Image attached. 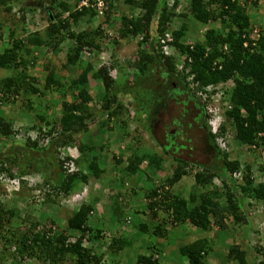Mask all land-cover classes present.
Returning <instances> with one entry per match:
<instances>
[{
    "label": "trees",
    "instance_id": "trees-1",
    "mask_svg": "<svg viewBox=\"0 0 264 264\" xmlns=\"http://www.w3.org/2000/svg\"><path fill=\"white\" fill-rule=\"evenodd\" d=\"M78 1L0 0L2 12L9 14L14 5H18L21 21L29 15L28 24L44 25L25 34L24 28V32H17V20L8 24L6 20H0V31L3 29L6 34V45L0 51V72L8 73L0 78V107L18 101L17 113L29 121L27 127L12 129L11 118L0 113V182L7 183L3 196L18 192L20 187L29 191L31 184L28 183L34 173L44 174V185L49 184L55 196L61 197L76 193L85 185L87 177L100 179L103 171L97 165V158L103 157L101 152L105 145L100 142L93 146L87 127L94 123V130L99 132L102 129L106 133L115 132L117 127L121 138L128 140L123 155L115 157L111 154L114 164L121 163L120 171L124 176L130 178L139 174L142 162L151 168L154 176L166 168V172L151 184L152 188L142 195L145 209L155 223L149 230L140 224L136 228L138 233L148 232L165 241L166 228L176 223L187 222L205 232L213 227L224 230L229 223L245 226L251 218V210H245L251 203L249 200H264V180L256 182L249 161L243 160L242 164L236 159L230 161L227 154L217 148L208 125L214 115L207 111L206 102L197 92L204 95L207 102L215 93H220L221 124L217 128L220 135L230 131L232 143L244 145L251 152L264 149V26L251 27L253 17L249 16V11L258 6V0H184L185 8L181 12L176 11L179 0H170L169 8V0H104L101 13L92 7H79ZM119 6L126 8V12L119 17L117 39L108 38L103 29L112 26L114 11ZM44 11L45 23L39 20L40 12ZM99 16L103 20L95 23ZM175 18L180 25L172 29L170 23ZM189 20L205 28L198 39L185 42ZM254 30L255 35H251ZM165 35L171 40L166 42L167 50L162 52L159 40ZM103 39L107 40L104 46L101 45ZM121 40L136 45L132 59L123 60L126 67L113 60V54L109 57L110 62L98 59L102 48L105 50L112 44L114 50ZM108 41L111 42L109 46ZM60 45L65 47L63 66L67 69L78 67L79 74L58 78L48 71L39 88L36 79L27 74V68L35 60V57L28 60V56L33 48L54 52ZM83 56L85 59H81ZM90 80L98 94V105L95 102L91 108L88 106L92 101L88 93ZM145 90L149 95L146 101L142 99ZM46 93L58 97L56 118L53 113H45V107H42V97ZM168 99L177 107L176 114L170 117H176L178 110L183 114L192 110L193 125L186 124L190 130L188 135L176 130L173 134L165 133L164 138L157 137L160 134L156 130L158 125H163V117L170 115ZM181 101L184 102L180 104ZM49 104L54 105L53 102ZM96 106L98 110H95ZM94 117L99 121L93 122ZM109 121H114L116 126H108ZM133 121L135 126L130 130L127 125ZM196 124L204 132L201 141L206 140L212 160L194 165L200 170L192 175L194 193L186 194L181 179L188 175L187 166L198 155L195 153L198 147L190 139ZM139 128L158 146L160 154L168 155L170 162L166 161V166L160 154L153 157L145 152L141 156L136 153L139 145L144 143ZM18 133H22V138L15 141ZM44 139L46 145L42 146ZM69 147L77 148L75 159L66 158L64 151ZM183 149L190 150L179 155L178 151ZM58 155L63 158L57 159ZM69 161L74 165L72 168ZM80 162H84V167L79 165ZM258 169L264 170L263 166ZM235 174H240V181L232 179ZM214 178L218 179L219 186L212 184ZM7 187H11V191ZM130 193L136 195L133 189ZM43 200L49 201L48 193L43 194ZM91 208V205L83 204L76 211H70L64 230L49 237L53 223L38 228L39 222L31 215L20 216L15 207L0 204V264L5 258L11 264H20L19 260L24 256L39 264H64L65 258H69L71 264H99L102 254L91 253L80 246L83 232L91 233L92 230L85 226ZM19 223L26 226L21 229ZM65 230L80 234L73 243H66ZM103 237L105 235L98 229L91 235L99 244L103 243ZM107 241L106 250L113 255L122 250L124 253L125 246L131 243L122 233L108 236ZM183 242L177 251L186 264H210L208 253L215 248L212 240L201 238ZM260 249L261 259L254 264H264L263 247L254 246L257 253ZM133 261V264H161L151 253L138 254ZM215 261L246 264L245 251L238 245H229L225 256H216Z\"/></svg>",
    "mask_w": 264,
    "mask_h": 264
},
{
    "label": "rangeland",
    "instance_id": "rangeland-1",
    "mask_svg": "<svg viewBox=\"0 0 264 264\" xmlns=\"http://www.w3.org/2000/svg\"><path fill=\"white\" fill-rule=\"evenodd\" d=\"M26 4L30 3V1H25ZM25 3H23L24 5ZM179 6L177 8V12H181L185 6H184V0H179ZM170 0L167 2V7L169 8ZM0 20H6L7 24L10 23L11 20L18 21V28L17 32L20 33V30L24 32L22 28H24L25 34L26 32L39 30L42 26V23L40 24H34L30 25L26 20H29V15L25 16V21H21L19 18L22 15V13L19 11L18 5H14L11 13L2 12V8H0ZM249 8L247 9V11ZM254 11H249V16L253 19V22L251 23V27L254 26L256 29L262 28L264 26V0H259L258 6L253 9ZM123 12H126V8L117 7L114 11L113 15V23L111 27H105L103 29L104 35L108 36V38L117 39L116 36V28L119 25V17L122 15ZM36 17L38 16V13L35 12ZM12 15V16H11ZM40 19L45 23V16L46 13L40 12ZM39 17V16H38ZM36 19V18H35ZM103 18L101 16L98 17V19L95 21L101 22ZM156 21V18L154 19ZM38 22V21H37ZM27 23V24H26ZM180 25V22L178 19H173L172 23H170V27L172 29L177 28ZM218 26V25H216ZM205 27L200 26L196 22L189 20L187 24V32H186V39L185 42H191L193 40L198 39V37L201 36L203 30ZM77 30V29H76ZM2 34V40H0V51L1 48L5 47L6 45V34L4 33V30L1 29ZM119 40V39H118ZM106 39H103L102 46H104V43L106 42ZM108 46L111 44L110 41L107 42ZM118 45L116 49L113 50V45L111 44L109 47L105 48V50L102 48L101 56L98 57L100 61H106L108 62L110 60V55H114L115 60L118 64L123 65V67H126L123 60L132 59V56L135 51V43L134 42H128L123 43L121 40L118 41ZM115 48V47H114ZM64 56H65V47L64 45H60L58 49L54 52L50 50H44V49H38L33 48L30 57L28 56V60L31 57H35V60H33V63L29 65L27 68V74L36 79L37 85L40 88V86L43 84L46 73L48 71H52L53 74L58 78H69V77H76L79 74V68H71L67 69L63 66L64 63ZM85 56V55H84ZM81 57V59H85V57ZM25 57V56H23ZM93 60V59H92ZM93 62V61H92ZM110 62V61H109ZM71 70V71H70ZM7 72H0V78L7 76ZM230 85V82H228ZM89 95L92 97V101L88 106H91L95 104L98 105L97 101V92L94 89V85L92 81H89ZM142 92V99L146 101V98H149V95L146 94L148 92ZM144 97V98H143ZM56 94L52 93H46L42 97L41 104L42 107H45V113L54 114V118L58 116V110H59V103L57 99ZM34 99V97H31V100ZM139 99V98H138ZM217 99V101H214ZM180 100H182L180 98ZM220 101V97L214 96L211 99L206 101V106L209 108H217L219 109L220 106H218ZM49 102H53V106L49 104ZM167 106L170 108V115H165L163 117V120L161 122H164L163 125H166L169 127L170 122H167L168 119H170V116H174L177 112L176 109H173L172 100L167 101ZM181 101L180 104H182ZM18 101H15L13 105H6L0 107V113L7 114L11 120H12V129H21L28 126L29 121L25 117H21L19 115L18 111ZM93 108V107H92ZM95 110H98V106L94 107ZM94 110V109H91ZM174 110V111H173ZM213 111V110H212ZM98 114V113H95ZM130 117V114H128V118ZM98 118L94 117L93 122H98ZM104 117H102V120ZM90 122V121H88ZM143 122H145L143 120ZM128 121L126 122V124ZM173 125H175V122H172ZM94 123H89L87 127V131L90 132V136H92V142L93 146L99 145L100 142L103 143V148L101 155L103 157L97 158V165H99V168L102 169L103 173L100 176V179H93L91 177H87L85 181V189L87 197L85 199V204L91 205L93 208L95 204H98V210H96L94 213L97 214V216H87V225L90 226L93 229H98L102 232L105 237L103 239H108V236L110 235H118L123 234V237L128 241L131 242L128 243L124 249L121 251L120 254L117 255H105V264H133V260L136 255L140 253L148 254L151 253L153 256H156L157 259L161 264H185L184 258L179 255L178 253V247L185 243L184 240L189 241V237L191 236L190 233H187L185 230H182L181 227L178 230H181L185 233V237H173L170 238L169 241L164 242L163 240L160 241L159 238L153 237L150 233L146 232L145 234L138 233V230L136 229L137 226L140 224L145 225V227L149 230L152 225L155 223L150 216L148 215V211L145 209V201L142 197L143 192L149 188H152L151 184L155 183V181L158 179L157 176L152 175L151 168L147 169H141V172L137 174L134 177H126L122 174L120 171L121 163H118L117 165L112 162L111 154L115 157L118 156V154L123 155V150L125 146L129 144L128 140L121 138V132L120 129H118L114 121H109L108 126L115 127V132L108 131L107 133L104 131L105 129H102L100 132L95 128ZM26 126V127H27ZM130 130L133 129L135 126L134 121L131 122V124L127 125ZM103 133V134H102ZM138 133L141 134V137H143L144 143H141L139 145V149L136 151L138 155H144V152L146 154H152L153 157L157 156L156 154H160V149H158V146L153 143V141L150 139L149 135L146 134L144 131L138 129ZM22 133H18L17 138L15 141H19ZM30 136H33V133H30ZM102 136V137H100ZM226 141H227V158L229 160L237 159L238 162L240 161L241 164L244 161H249L250 164V171L252 173L253 178L255 177L256 182L264 180V170L259 171V166H263L264 169V149L251 152L249 148L245 146L236 145L231 142V132L227 131L224 134ZM191 142L195 143V147L200 148L203 146V143L201 141L202 133L200 131H194L190 134ZM103 141H101V139ZM104 138V139H103ZM184 138V137H183ZM84 138L81 139L82 142H84ZM120 142H122L120 144ZM159 142V141H158ZM160 143V142H159ZM158 144V143H157ZM161 144V143H160ZM46 145V140L44 139L42 141V146ZM108 147V148H107ZM121 147V149H119ZM123 147V148H122ZM76 148V147H75ZM70 149V155L71 156H77L78 150ZM147 148V149H146ZM123 149V150H122ZM166 150V147L163 148ZM77 151V152H76ZM3 152V151H1ZM65 152V151H64ZM95 152V151H94ZM139 152V153H138ZM224 153V151H223ZM96 154V153H95ZM161 158L164 160V166H166L167 162H170V158L166 154H160ZM252 158L251 159V157ZM123 157V156H122ZM62 159V155H58L57 159ZM65 158V157H64ZM66 158H70L67 157ZM59 159V160H60ZM71 159V158H70ZM99 160V161H98ZM194 160H198V162H202L203 158L198 159V155H195V159H191V163L194 162ZM146 161V159H145ZM167 161V162H166ZM145 164V163H144ZM260 164V165H259ZM79 165L81 167H84V162H80ZM143 165V163H142ZM194 165V164H192ZM124 166V164H123ZM188 171V177L192 178L191 174H193V171H197V168L194 166H187ZM162 172H166V168H162ZM154 173V172H153ZM32 177L29 180L28 184H35V189H28L29 191H25L23 188L20 187L18 192H12L10 194H6V196H3V193H6V185L7 183L4 181H1L0 183V204L3 206H6L8 208L15 207V209L19 210L20 216L22 214L31 215L33 217L32 219H35L39 222L38 228L40 226L42 228L50 226V223H53L54 226L61 225L64 227L66 215L70 213L72 210V206L75 205L79 200L82 199V193L80 195V199H72V201L67 202V197H61L55 196V194L52 192V189L48 185H44L43 183V177L44 174H32ZM190 176V177H189ZM53 179V177H52ZM149 179H151V182H148ZM193 179H190V181L183 182L184 186V193L186 194L190 192V194H193V189H190V186L187 184L191 183ZM193 184V183H192ZM212 184L219 186V181H214ZM5 186V187H4ZM31 187V186H30ZM11 191V187H7ZM133 189L136 193L134 194L130 193V190ZM202 190V189H200ZM178 192L175 190V193ZM48 193L49 195V201L44 202L43 200V194ZM72 195V194H71ZM126 195V197H125ZM110 198V200H109ZM96 202V203H95ZM73 204V205H72ZM246 207V206H245ZM66 208V209H65ZM103 210V211H102ZM245 210H251V213L249 214L251 218L248 220V223H246L245 226H242L243 224H231L229 223L227 227L224 230H218L216 228L210 229V233L213 236V233H218V237L216 239H212V243L214 245V249L212 252L208 253V257L215 258L216 256H219L220 258L225 256L226 248L227 246L231 245H238L242 250L245 251V260L246 264H254L258 260L261 259V252L262 249H260V252H256L254 250V246H258L260 248V245L264 249V200L263 201H257L250 203L248 207H246ZM102 211V212H101ZM97 212V213H96ZM142 212L147 213V216L143 218ZM128 219V223H125V220ZM252 220V221H250ZM19 222V220H17ZM29 222V221H28ZM230 222V221H229ZM252 222V223H251ZM21 225V229L25 227V224L19 223V226ZM177 225V224H176ZM190 225V224H189ZM59 228V227H58ZM132 228V229H131ZM166 228L167 234L168 231H171V234L176 231L175 229ZM25 229V228H24ZM168 236V235H167ZM189 236V237H188ZM106 239V240H107ZM108 242V241H107ZM183 242V243H182ZM106 245L107 243L104 242ZM134 245V246H132ZM224 245V246H223ZM129 247V248H128ZM148 247V249H147ZM150 248V250H149ZM12 252V250H9ZM72 258V257H71ZM207 260V259H206ZM28 261H26L27 263ZM220 262V261H219ZM209 263H212V259L209 260ZM218 262L216 261L215 264ZM1 264H11L8 258H5ZM64 264H71L69 258H65ZM230 264V263H227Z\"/></svg>",
    "mask_w": 264,
    "mask_h": 264
},
{
    "label": "clouds",
    "instance_id": "clouds-1",
    "mask_svg": "<svg viewBox=\"0 0 264 264\" xmlns=\"http://www.w3.org/2000/svg\"><path fill=\"white\" fill-rule=\"evenodd\" d=\"M251 35H255V30L254 31H252V34ZM192 111V110H191ZM191 111L189 112V114L191 113ZM211 114H213L214 115V117L208 122V125H209V132L214 136V141H215V144H216V146H217V148L220 150V151H224V153H228V151L229 150H227V141H226V139L227 138H225V136H224V134L226 133H224L223 135H220L219 134V132H218V130H217V128H218V126L221 124V120H220V117H219V109H217L216 108V110L214 111H212V112H210ZM213 128L214 129H216L217 131L216 132H212L213 131ZM221 139L222 140V142L224 143V148H221V147H219L218 146V144L216 143V139ZM240 146H244V145H240ZM246 147V146H245ZM70 148V147H69ZM69 148H66L65 149V152H66V154L71 158V160L72 159H75L77 156L75 155V156H71L69 153H70V149ZM72 148V147H71ZM77 152V151H76ZM209 152V151H208ZM211 153L209 152V157L208 158H206V159H204L202 162H197L196 164H205L206 162L208 163L209 162V160L211 159L210 157H211ZM228 159V158H227ZM229 160V159H228ZM233 160H235V159H233ZM233 160H230V161H233ZM237 160V159H236ZM69 163H71L72 164V167L74 166L73 165V163H72V161H69ZM239 163L241 164V162L239 161ZM190 166H194V165H192V163L190 164ZM196 166H194V168H195ZM200 170H199V168H197V171H193V174L195 173V172H199ZM193 174H191V176L193 175ZM233 179V178H232ZM218 179L217 178H214L213 180H212V182H214V181H217ZM86 185V184H85ZM85 185H82L81 187H80V189L76 192V193H74V194H72V195H68V196H66L67 198H69V199H67V202L69 201V203H70V201H72V203H73V200L72 199H80L79 197H80V195L79 194H83L82 195V199L81 200H79V202H77L75 205H73L72 206V210L71 211H76V209L80 206V205H87V204H85V199H86V197H87V194H86V189H85ZM31 187L30 188H34L35 187V184H32V185H30ZM35 189V188H34ZM249 202H251V203H253L254 201H252V200H249ZM96 203V202H95ZM66 209V208H65ZM92 210H93V208H91ZM92 212V211H91ZM91 212L88 214V216H92L91 215ZM86 225L85 226H87V227H89V228H91L90 226H88L87 225V222L85 223ZM127 224V223H126ZM59 227V228H58ZM58 227H57V225H53V226H51L50 228H51V232L50 233H48V235H49V237L51 236V235H55V234H57L59 231H63L64 230V227L63 226H61V225H58ZM92 230H90L91 231V233H88L87 232V230H85L83 233H84V235L82 236V240H81V243H80V246L81 247H83V248H86V249H88V250H90L91 251V253L92 252H94V253H97V254H102V257H101V259H100V261H99V264H105L106 262H105V255L106 254H108V255H112L111 253H108V251L106 250L107 249V244L105 245L104 244V242L105 243H107V238L106 239H103L102 240V242L103 243H101V244H99L100 242H98V241H94V239L93 238H91V235L93 234V231L94 230H96V229H93V228H91ZM66 231V230H65ZM101 232V231H100ZM66 234L68 235V237H67V241H66V243L68 242V243H73L74 242V240H75V238L76 237H78V235L80 234V232H78V231H69V230H67L66 231ZM101 234H102V232H101ZM103 235V234H102ZM100 250H102V251H100ZM13 251V250H12ZM26 261H28L27 263H26ZM19 262H20V264H39L35 259H31V258H26L25 256L23 257V259L22 260H19Z\"/></svg>",
    "mask_w": 264,
    "mask_h": 264
},
{
    "label": "crops",
    "instance_id": "crops-1",
    "mask_svg": "<svg viewBox=\"0 0 264 264\" xmlns=\"http://www.w3.org/2000/svg\"><path fill=\"white\" fill-rule=\"evenodd\" d=\"M258 2H259V0H258ZM173 104V103H172ZM173 109H176L177 107H175V105H173ZM196 132V131H198V130H194L193 129V131L192 132ZM191 138V137H190ZM122 142H120V144H121ZM123 148V147H122ZM119 149H121V147H119ZM123 150V149H122ZM197 150V152H195V153H197L198 154V159H201V158H203V160L204 159H206V158H208L209 157V152L207 151H203L202 149H200V146L198 147V149H196ZM124 151V150H123ZM118 155H120V154H118ZM212 160V159H211ZM142 163H143V165H142ZM140 165H139V167L141 168V169H147V166L144 164L145 162H142ZM157 176L158 177H161L164 173H162V172H160V171H157ZM188 177V175L187 176H185V177H183L182 179H181V181L182 182H185V181H190V179H192V178H187ZM190 177V176H189ZM192 177V176H191ZM192 183H193V181L189 184H187V186L189 185L190 186V189L192 188ZM98 204H95L94 205V207H93V210H92V212H91V215H92V217H95V216H97V214H95L94 215V213L93 212H95L96 210H98ZM246 209V208H245ZM103 211V210H102ZM101 211V212H102ZM97 213V212H96ZM142 214H143V218H145L146 216H147V213H145V212H142ZM248 221V220H247ZM252 221V220H251ZM252 223V222H251ZM177 224V225H176ZM174 226H173V230L175 229L176 231L174 232V234L172 233L171 234V231H168V236L166 237V239H165V241L164 242H166V244H167V242L169 241V239L170 238H173V237H182V238H184L185 237V233L184 232H182L181 230H178V229H180L181 227L183 228L182 230H185L187 233H190L191 234V236L188 238L189 239V241L190 242H192V241H195V240H197V239H201V238H206V239H209V240H212V239H216L217 237H218V233L217 232H215V234L213 233V236H212V234L210 233V231H201V230H199V229H196V228H194V227H192L191 225H189L187 222H184V223H176ZM100 251H102V250H100ZM140 254H144V253H140ZM145 255V254H144ZM212 259V263L211 264H215V258H211ZM184 261H185V259H184ZM185 264H186V261H185ZM217 264H219V263H217Z\"/></svg>",
    "mask_w": 264,
    "mask_h": 264
},
{
    "label": "flooded vegetation",
    "instance_id": "flooded-vegetation-1",
    "mask_svg": "<svg viewBox=\"0 0 264 264\" xmlns=\"http://www.w3.org/2000/svg\"><path fill=\"white\" fill-rule=\"evenodd\" d=\"M168 101H169V99H168ZM178 111H179V113L177 114L176 117H170V119H168L167 122H170L169 127L166 126V125H161L160 126V125H158L159 124V122H158V124H157L158 125V128L156 129V130H159V132H160V134H157L158 135L157 136L158 138L159 137L160 138H164L166 136L165 133L173 134V133L176 132V130L180 131L181 133H183L185 135H188V133H190L189 132L190 130H189L188 126H186V124L187 123H190L191 124V114H189V113L188 114L187 113L183 114L182 112H180V110H178ZM172 122H176L177 125H173ZM191 125H193V124H191ZM196 126H197L196 127V130L200 131L202 133V135H204L203 130L198 126V124H196ZM202 142H203V146L201 147V149L203 151H206V152L209 151L210 152V148L208 147L207 142H206V140L204 138H203V141ZM189 150L190 149H187V150L183 149L181 151H178V154L181 155V154L184 153V151H189ZM197 162H198V160L197 161L194 160V162H192V164L195 165Z\"/></svg>",
    "mask_w": 264,
    "mask_h": 264
},
{
    "label": "built area",
    "instance_id": "built-area-1",
    "mask_svg": "<svg viewBox=\"0 0 264 264\" xmlns=\"http://www.w3.org/2000/svg\"><path fill=\"white\" fill-rule=\"evenodd\" d=\"M78 6L79 7H92L95 10L98 11V13H101L102 10L104 9V0H79L78 1ZM171 38L168 35H165L163 39L159 40V43L161 45V50L162 52H165L167 50V46H166V42H170ZM101 56V54H100ZM198 96H201L202 100L204 102H206V100L204 99L205 96L201 95L199 92H197ZM214 96H218V98L220 97V93H215L212 97ZM211 99V98H210ZM214 101H217V99H215ZM207 108L208 112H212V110H216V108H209L207 106H205ZM217 130L213 128L212 132H216ZM216 143L218 144L219 147L224 148V143L222 142V140L216 139ZM69 166L72 168V164L69 163ZM233 179H235V182H238L241 180L240 174H235L233 175ZM125 223H128V219L125 220Z\"/></svg>",
    "mask_w": 264,
    "mask_h": 264
}]
</instances>
